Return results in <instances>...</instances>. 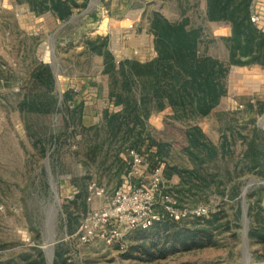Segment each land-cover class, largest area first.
I'll return each mask as SVG.
<instances>
[{
	"label": "rangeland",
	"instance_id": "obj_1",
	"mask_svg": "<svg viewBox=\"0 0 264 264\" xmlns=\"http://www.w3.org/2000/svg\"><path fill=\"white\" fill-rule=\"evenodd\" d=\"M27 1L0 0V264L25 257L48 264L44 247L49 250V242L54 264H264V246L250 234L256 217L264 214V165L251 166V142L264 143V111L257 109L264 87L249 92L250 65L230 67L227 93L210 114L174 120L167 108L146 119L145 141L149 134L166 144L162 192L171 193L178 208L206 207L207 215L188 213L168 225L133 230L125 235L123 248L99 237L82 243L71 236L85 213L104 202L87 200L88 182L95 180L109 191L119 186L129 168L128 150L140 147L125 136V125L113 131L107 123L106 111H118L123 104L110 98L114 81L102 65L104 54L91 51L88 42L103 41L116 63L143 58L147 50L135 46L132 33L147 29L154 34L151 16L166 4L174 13L171 20H182L183 4L93 0L88 12L78 7L74 17L57 22L49 12L38 16L29 11ZM207 50L228 58L220 37ZM41 62L51 65L57 82L59 107L52 113L22 108L27 95L34 99L46 93L31 76ZM67 89L72 98L65 102ZM194 124L218 148L228 144L224 156L204 163L194 158L185 134ZM153 146L143 153L147 163L158 149ZM260 156L264 163V153ZM57 252L63 253L59 261Z\"/></svg>",
	"mask_w": 264,
	"mask_h": 264
},
{
	"label": "trees",
	"instance_id": "obj_2",
	"mask_svg": "<svg viewBox=\"0 0 264 264\" xmlns=\"http://www.w3.org/2000/svg\"><path fill=\"white\" fill-rule=\"evenodd\" d=\"M207 2L210 20L227 21L231 25V34L220 37L228 50L227 60L208 53L207 46L215 40L206 37L202 27L189 26L187 18L172 21L160 11L153 12L151 16L156 55L149 60L124 58L116 63L114 55L106 49L103 41L94 39L88 42L91 51L104 54V70L110 73L114 81L110 98L116 104H123V108L118 111H106L107 123L113 131L125 125V136L140 146L133 148L141 154L153 150V145L158 147L148 157L150 170L162 164L161 151L166 145L149 134L145 141L146 119L153 111L161 112L170 108L174 112L171 116L174 120L195 114L208 115L227 93L226 78L231 66H264V25L251 21L253 0ZM29 3L31 10L36 13L51 10L62 20L69 18L72 7L77 5L76 0H29ZM1 67L0 64V76L4 77ZM31 76L45 86L46 93L34 96V99L27 95L22 101V108L43 113L54 112L59 106L55 98L57 82L51 65L39 63ZM71 92L67 89L64 93L65 102L72 98ZM257 102V109L262 113L264 99H258ZM250 106H253L251 102ZM185 134L187 149L199 163L224 156V149L228 148V144L220 149L210 142L197 124L188 127ZM254 141L251 142V166H263L260 152L264 153V143L256 144ZM184 171L190 175L197 173L195 170ZM171 222L174 221L165 220L153 226ZM250 234L264 246V214L260 213L256 217ZM36 253L41 260H45L40 248H36ZM57 253L56 260L59 261L63 253ZM30 261L29 257H25L20 262L6 261L3 264H33Z\"/></svg>",
	"mask_w": 264,
	"mask_h": 264
},
{
	"label": "built area",
	"instance_id": "obj_3",
	"mask_svg": "<svg viewBox=\"0 0 264 264\" xmlns=\"http://www.w3.org/2000/svg\"><path fill=\"white\" fill-rule=\"evenodd\" d=\"M251 21L263 25V15L254 5ZM128 154L129 168L119 186L109 191L95 180L88 182L87 200L93 202L104 198V202L85 213L78 229L71 235L77 241L83 243L99 237L108 245L123 248L125 235L133 230H145L165 220L179 221L188 213L198 217L207 215L206 207L190 212L178 208L174 196L162 192V165L150 170L149 162L139 151L130 148ZM147 172L149 179L142 182L141 178L147 176Z\"/></svg>",
	"mask_w": 264,
	"mask_h": 264
},
{
	"label": "crops",
	"instance_id": "obj_4",
	"mask_svg": "<svg viewBox=\"0 0 264 264\" xmlns=\"http://www.w3.org/2000/svg\"><path fill=\"white\" fill-rule=\"evenodd\" d=\"M93 0H89L87 4L85 5L86 0H76L77 5L72 7V14L67 19H60L53 11L47 10L42 13H36L35 11L31 10L30 3H28V10L35 13V15L41 16L43 14H46L49 12V15L53 17V19L57 22L60 21H66L74 17L75 10L80 7L82 8L81 11L88 12V9L90 8ZM175 2H179L180 4H183V9L181 13V19L187 18L189 21L190 26L192 27H202L204 29V32L206 36H210L211 39H218L221 36H227L231 34V25L227 21H213L208 18L207 15V8H208V2L207 0H172ZM254 8L259 10L263 15V25H264V0H253ZM167 4L164 8H156L155 11H160L165 17L171 20V17H173L174 13L169 12L167 9ZM253 8V6H252ZM173 21V20H172ZM150 32V31H149ZM132 38H134L135 46L141 47L142 49H146L147 53L143 55V58H136L141 61H146L151 58H153L156 55L155 49H154V34L151 33L149 35L147 29H143L140 32L132 33ZM138 43V44H137ZM136 47V48H137ZM148 54V56H146ZM101 55V54H100ZM101 61L102 65L104 67V57L101 55ZM250 68L251 73L247 74V85L250 86L251 90L249 92H256L262 89L264 87V66L260 64H251ZM248 73V72H247ZM107 80V77L105 78ZM104 89H106L107 83L104 82ZM101 204V203H100Z\"/></svg>",
	"mask_w": 264,
	"mask_h": 264
},
{
	"label": "water",
	"instance_id": "obj_5",
	"mask_svg": "<svg viewBox=\"0 0 264 264\" xmlns=\"http://www.w3.org/2000/svg\"><path fill=\"white\" fill-rule=\"evenodd\" d=\"M262 182H264V180H262ZM248 186L245 187L244 189V195H245V191L247 190ZM56 195L58 196V193H56ZM244 202H245V218H246V223L248 224V218L246 217V213H247V204H246V199L244 198ZM50 241V240H49ZM51 243L52 247L50 250H48L46 247H44L45 252H46V257L48 260V264H54V247H53V243Z\"/></svg>",
	"mask_w": 264,
	"mask_h": 264
},
{
	"label": "bare ground",
	"instance_id": "obj_6",
	"mask_svg": "<svg viewBox=\"0 0 264 264\" xmlns=\"http://www.w3.org/2000/svg\"><path fill=\"white\" fill-rule=\"evenodd\" d=\"M51 247H52V246H51V245H49V250L51 249Z\"/></svg>",
	"mask_w": 264,
	"mask_h": 264
}]
</instances>
